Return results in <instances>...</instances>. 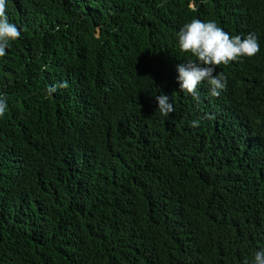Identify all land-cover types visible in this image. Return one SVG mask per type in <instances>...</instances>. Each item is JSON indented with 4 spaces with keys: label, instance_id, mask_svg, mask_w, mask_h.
I'll return each mask as SVG.
<instances>
[{
    "label": "trees",
    "instance_id": "16d2710c",
    "mask_svg": "<svg viewBox=\"0 0 264 264\" xmlns=\"http://www.w3.org/2000/svg\"><path fill=\"white\" fill-rule=\"evenodd\" d=\"M6 15L20 38L0 57V264H251L264 0H7ZM191 19L258 38L255 56L216 68L218 97L177 83Z\"/></svg>",
    "mask_w": 264,
    "mask_h": 264
},
{
    "label": "clouds",
    "instance_id": "9594fccd",
    "mask_svg": "<svg viewBox=\"0 0 264 264\" xmlns=\"http://www.w3.org/2000/svg\"><path fill=\"white\" fill-rule=\"evenodd\" d=\"M7 0H0V57L6 55L10 42L20 38V30L8 21L6 15ZM178 47L181 53H188L195 59H189L177 65V83L180 91L198 97L199 86L207 82L209 94L218 97L226 87V80L222 73H216L220 65H227L237 61L240 57L251 58L259 51L258 38L254 33L246 37L230 36L214 21L204 22L191 19L178 32ZM67 81L50 85L46 94L52 96L58 88H67ZM157 110L164 116L174 111L168 96L161 93L156 97ZM7 97L0 95V117L7 111ZM192 126H198L197 121ZM245 264H248L246 261ZM251 264H264V250L255 252Z\"/></svg>",
    "mask_w": 264,
    "mask_h": 264
}]
</instances>
